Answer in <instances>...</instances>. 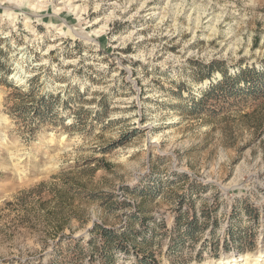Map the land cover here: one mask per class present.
Returning <instances> with one entry per match:
<instances>
[{
    "label": "rangeland",
    "instance_id": "obj_1",
    "mask_svg": "<svg viewBox=\"0 0 264 264\" xmlns=\"http://www.w3.org/2000/svg\"><path fill=\"white\" fill-rule=\"evenodd\" d=\"M63 1L0 0V264H102L87 245L90 238L100 241L98 233L89 232L94 224L145 237L157 264L232 258L231 264H264V187L255 182L264 180V173L249 175L253 165L260 167L257 160H264V93L216 90L203 97L211 85L204 81L212 80L213 72L234 75L264 67V7L255 8L260 19L243 23V13L221 18V9L213 7L208 10L217 17L213 34L205 30V21L212 22L196 8L202 0H73L65 6ZM217 2L235 3L237 11L243 7L237 0ZM125 4L126 11L116 10ZM158 23L161 33L172 28L177 34L153 37ZM181 27L194 33L181 34ZM238 39L229 64L228 44ZM157 43L164 47L149 56ZM182 47L198 56L204 49L219 55L215 49H220L226 57L214 55L203 64L180 55ZM168 53L178 61L161 68ZM7 85L27 87L24 93L32 95L24 100L27 105L43 99L38 113L16 111V92ZM226 153L228 167L215 170L213 161ZM144 167L148 171L140 174ZM41 183L39 196L25 193ZM189 186L195 187L193 203L186 200L182 210L190 209L189 216L196 213L199 220L208 213L216 226L186 239L175 255L167 251L170 229L178 197L187 195ZM57 191L67 196L61 221L45 220L33 210L25 214L40 200L56 206ZM235 200L239 214L231 219ZM243 205L254 209L255 220L243 214ZM58 224L63 228L56 239ZM229 225L228 233H239L240 243L226 234ZM73 240L83 249L79 257L69 253ZM141 254L132 246L116 247L112 264H138Z\"/></svg>",
    "mask_w": 264,
    "mask_h": 264
},
{
    "label": "trees",
    "instance_id": "obj_2",
    "mask_svg": "<svg viewBox=\"0 0 264 264\" xmlns=\"http://www.w3.org/2000/svg\"><path fill=\"white\" fill-rule=\"evenodd\" d=\"M222 79L211 83L206 93L203 95V97H208L210 94H212L214 91L219 90L222 94L224 93H243V92H250L253 94H259L264 93V67L262 69H255V68H248L239 70L234 75H228L227 73H221ZM9 89H13V91L16 92L15 96H17L16 103L14 104V108L16 111L24 113L29 108H32L35 110V113H38V110L41 108V101L43 99L37 100L35 103H32L31 105H27L25 99H31L32 95L30 92L24 93V91H21L22 89L20 87H16L14 85H7ZM12 96V93H8L6 100H10ZM201 101V100H200ZM32 102V101H30ZM34 102V101H33ZM40 102V103H39ZM30 106V107H28ZM180 177L186 178V175H181ZM42 183L37 185L35 188H32L28 190L25 193H34L39 196L41 193L39 190L42 187ZM194 186H189V192L187 195H181L178 197V200L176 202V209H175V216H174V224L172 228L170 229V245L167 248L168 253H173L176 255L177 252L180 251L183 242L186 239H194V236L203 231V228H215L216 223L209 218L208 213H202V218L200 220L207 221L208 223L204 224L206 225H200V220L197 218L196 213H191L189 216L188 210H182L183 205L186 200L191 205L193 203L192 200L189 199V196L192 195L194 189ZM23 192V194H25ZM64 192L57 191L55 197L58 196L57 205L55 206H48V201H38L34 207L29 208L28 211H25V214L28 215L29 211L33 210L36 213L40 214L43 213L45 215V220H54L56 222H59V219L61 221V215L63 212L62 209V198H66V192L63 195ZM194 194V193H193ZM235 207L234 205L230 209V217H235V215L239 214L237 210V203L238 200H235ZM243 214H245L251 221L255 220L257 218V214L255 213L254 209L251 206L243 205L241 207ZM51 210V211H50ZM62 210V212H60ZM236 224V223H234ZM162 228V224L160 225ZM232 225H229L227 229V235L229 236L230 240L233 242L240 243L241 235L238 233L234 235V233L229 234L228 231L231 230ZM57 232L54 233V237L57 239L59 236V233L62 232V226L59 224L55 226ZM211 228V229H212ZM238 230V229H237ZM239 231V230H238ZM91 235H94L98 233L100 236L99 243L93 242L94 239L90 238L87 240V245L90 246L91 250L94 253H97L102 261V264H112V251L117 247V249H121L123 251H128V246H132L134 250H138V252H142L140 256H138V264H157L156 261L153 259V255L149 253L146 249V246L150 244L149 240L145 237L138 238V234L136 232H133V230L124 229L122 231H114L112 229H107L103 226L94 224L92 228L89 231ZM233 232V231H232ZM73 245L69 249V253L73 254L75 257H79L83 254V249L79 245V240H73ZM224 243L226 246V240L224 239ZM242 250V249H239Z\"/></svg>",
    "mask_w": 264,
    "mask_h": 264
},
{
    "label": "clouds",
    "instance_id": "obj_3",
    "mask_svg": "<svg viewBox=\"0 0 264 264\" xmlns=\"http://www.w3.org/2000/svg\"><path fill=\"white\" fill-rule=\"evenodd\" d=\"M237 2L241 3L243 5V7L241 9H239L237 11L235 3H231V4H224L221 5L220 3L217 2V0H202V4L196 5V8H200L202 9L200 11V16H204L207 15L209 21H211L212 23L209 24L208 21H205V24L207 25V28L205 29L206 31L212 32L213 34L215 33L217 29L216 26V14L214 12L208 11L213 9V7L216 8H220L221 12H220V17L222 18L225 15H240V13H243V16L241 18V23H243V21L246 20H253V19H260L261 17L256 13L255 8L257 7V5H259L260 7H264V0H237ZM16 7H30L28 5H24V4H17ZM116 10L118 11H126L128 5H116ZM100 8V4L96 3L94 6V10H98ZM138 13H134V15H137ZM20 16L22 18H24V22L27 25L28 21L26 19V17H24V13H20ZM133 16H129L127 19L129 21H131L133 19ZM109 19H112V17L110 16ZM115 19H120L119 16H116ZM228 27V25H224V28L226 29ZM160 29V24L158 23L156 25V30H154L152 32V36L153 37H160L162 34L163 35H167L169 37V39H171L173 36H175L177 33L172 29L169 28L167 31L161 33ZM137 31H139V29H137ZM184 31H191L194 33V29L191 28H184L181 27V34H183ZM135 35L134 32L129 33L127 37H125V39H131L133 36ZM137 40H143L145 39L143 36H138L136 37ZM201 39H204L205 41L208 40L207 36H201ZM249 39H251V36H249ZM262 39H264V37H262ZM192 37L189 38V40L186 43H191ZM225 43H227V41H225ZM241 41L238 39L236 42L228 44V48L226 50L232 52V57H228V61L229 64H231L233 62V57H235L236 55V47L238 44H240ZM13 47H15V45H13ZM164 47L163 43H157L155 45L152 46V49L148 52V55L151 56L158 48H162ZM16 51H20V49H16ZM209 49H204L203 50V56H198L197 53L194 52H187L185 54L184 52V48L182 47L180 49V55H184V58L187 59L189 56L193 57L194 59H202L203 64H207L209 63V61L213 58V56L215 55V53H213L212 55H209ZM215 52H218L219 55H215L216 59H225L226 57V52H221L220 49H215ZM13 55H15V53H13ZM137 59H143V54H141V56L136 57ZM169 60H177L178 61V57H173L171 53H168L165 57V60L163 62H161L160 67L163 68L167 65V62ZM148 63H151V61H146ZM219 79H222L221 77V73L220 72H213L212 73V80H205L204 81V86H208L209 84L213 83V82H217ZM179 83V80L177 81ZM21 84L24 83L23 80L20 81ZM25 92L27 91V87H25L23 89ZM185 96L188 97V94L185 93ZM199 98V96L197 95V99ZM184 103L188 106L191 107V97H188ZM118 134V133H117ZM151 140V138L149 137V141ZM132 151H136L137 149L133 148L131 149ZM142 150V149H141ZM117 151H120L119 149ZM230 163V153H226L224 157L220 158V159H215L213 161V168L217 171H219L221 168H226L228 167ZM257 164L260 165L259 168H256L255 165H253L252 167L255 169V171H251L249 173V175L255 176L256 172H262L264 173V160H257ZM148 171L147 167H144L142 169H140V174H143L145 172ZM180 171H184V169H180ZM204 176H206L208 178V180H212L213 176L210 172H205ZM215 183L219 184V180H215ZM256 183H259L261 187H264V180H257L255 181ZM132 184L136 183V180L133 179L131 180ZM213 195L212 192L208 193V196L211 197ZM93 219H95V217H93Z\"/></svg>",
    "mask_w": 264,
    "mask_h": 264
},
{
    "label": "bare ground",
    "instance_id": "obj_4",
    "mask_svg": "<svg viewBox=\"0 0 264 264\" xmlns=\"http://www.w3.org/2000/svg\"><path fill=\"white\" fill-rule=\"evenodd\" d=\"M53 1V0H52ZM72 1L73 0H64L63 2H62V5H64L65 6V4H67V5H69L70 3H72ZM16 2H17V0H16ZM46 2H42V3H40L39 2V4H38V6L41 8V7H45L44 6V4H45ZM61 5V4H60ZM61 9L62 8H58V9H56L55 10V12H54V15H56L58 12H60L61 11ZM74 35H76V33L74 34ZM79 36H81V35H79ZM246 260V259H245ZM254 261L257 263L258 261H259V258L258 257H254ZM231 262H233V263H235L236 262V259H231V260H225V261H219V262H216V264H231Z\"/></svg>",
    "mask_w": 264,
    "mask_h": 264
}]
</instances>
